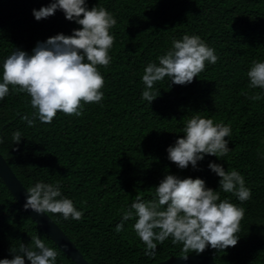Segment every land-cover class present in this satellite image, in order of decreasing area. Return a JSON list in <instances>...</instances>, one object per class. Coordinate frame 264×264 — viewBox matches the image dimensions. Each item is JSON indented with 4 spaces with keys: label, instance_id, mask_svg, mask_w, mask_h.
<instances>
[{
    "label": "trees",
    "instance_id": "16d2710c",
    "mask_svg": "<svg viewBox=\"0 0 264 264\" xmlns=\"http://www.w3.org/2000/svg\"><path fill=\"white\" fill-rule=\"evenodd\" d=\"M51 0H0V60L14 48L31 52L37 41L78 28L62 11L37 21L32 9ZM112 12L116 25L109 51L111 63L98 66L104 77L99 103H85L80 116L57 112L51 123L34 115L26 93L11 90L0 100V155L25 188L37 180L60 181L64 195L83 210L79 220L45 213L73 243L88 264H157L169 258L201 255L216 264H264V98L250 100L246 71L253 59H264V0H86ZM199 35L214 48L218 60L207 64L190 84L157 82L159 95L150 104L141 99V75L183 34ZM230 124L226 156L206 155L178 169L166 148L182 135L184 119L193 113ZM34 120L28 126L24 119ZM20 130L16 143L12 133ZM235 168L251 189L240 237L224 250L206 247L199 254L182 251L171 239L158 243L155 256H146L142 241L126 221L117 233L122 211L139 196L152 198L166 174L199 177L216 190L218 177L208 161ZM39 234L56 247L57 264H75L32 220L0 178V259L11 258L18 241L28 244ZM26 264L29 262L26 261Z\"/></svg>",
    "mask_w": 264,
    "mask_h": 264
},
{
    "label": "clouds",
    "instance_id": "9594fccd",
    "mask_svg": "<svg viewBox=\"0 0 264 264\" xmlns=\"http://www.w3.org/2000/svg\"><path fill=\"white\" fill-rule=\"evenodd\" d=\"M56 10L62 11L65 20L74 22L69 35L57 33L43 42L37 41L31 52L14 48L0 60V100L11 90L26 93L33 115L42 123H51L57 112L80 116L85 103H99L104 93V77L98 66L111 63L109 51L114 35L110 31L117 23L114 14L98 4L88 7L86 0H51L47 6L32 9L35 20L47 18ZM218 60L214 48L199 35L185 33L173 39L171 46L149 61L143 68L141 99L150 104L159 95L157 82L168 78V86L190 84L194 77ZM248 88L253 91L250 100L264 98V59H253L246 71ZM28 126L34 120L24 117ZM182 135L166 148L167 159L178 169L189 166L199 170L198 162L206 155L226 156L231 150L226 137L231 135L230 124L214 122L200 112L184 119ZM20 130L12 133L18 143ZM207 169L218 177L213 190L203 179L166 174L152 188V198L139 196L122 211L117 233L126 221L134 220L132 228L144 244L146 256H155L158 243L171 239L181 244L182 251L199 254L206 247L224 250L236 245L240 238V221L245 209L228 197L221 199L220 192L231 193L240 202L251 198V189L244 176L235 168L226 170L218 162L208 161ZM24 209L36 214H60L64 220H79L83 210L62 192L59 180H37L24 190ZM11 258L0 259V264H57L59 252L49 246L39 234L28 244L17 243L10 249ZM187 259V256H182Z\"/></svg>",
    "mask_w": 264,
    "mask_h": 264
},
{
    "label": "water",
    "instance_id": "95a60500",
    "mask_svg": "<svg viewBox=\"0 0 264 264\" xmlns=\"http://www.w3.org/2000/svg\"><path fill=\"white\" fill-rule=\"evenodd\" d=\"M0 178L15 200L23 208L25 188L15 177L3 157L0 155ZM24 209V208H23ZM43 232L72 260L75 264H88L75 248L73 243L64 235L58 226L46 215L36 214L30 209H24ZM157 264H216L210 258L201 255L169 258Z\"/></svg>",
    "mask_w": 264,
    "mask_h": 264
}]
</instances>
